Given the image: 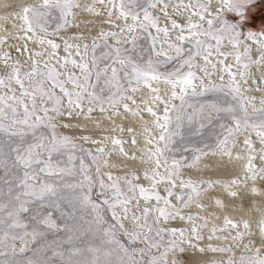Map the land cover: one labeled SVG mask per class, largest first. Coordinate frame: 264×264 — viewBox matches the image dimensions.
<instances>
[{
    "label": "rangeland",
    "instance_id": "obj_1",
    "mask_svg": "<svg viewBox=\"0 0 264 264\" xmlns=\"http://www.w3.org/2000/svg\"><path fill=\"white\" fill-rule=\"evenodd\" d=\"M116 2L120 13L134 17L138 24L108 31L87 45L81 55V76L70 79L73 97L54 70H32L26 84L15 86L14 92L0 87V264H195L188 261L167 222L187 209L190 223L200 219L194 234L197 241L190 240L196 252L203 232L216 235L225 230L210 226L219 219L222 203L214 195L216 181L202 161L231 147L248 131L264 136V108L253 113L248 107L237 85L242 76L235 87L191 86L204 76V58L213 50L210 37L219 39L218 52L235 43L226 53H239L243 60L241 43L249 49L254 42L264 45V17L252 18L259 8L264 10V0H226L225 7L216 9L204 0L193 6L212 19L194 26L191 32L200 36L198 40L182 41L176 33L170 34L168 39L178 44L172 54L158 45L156 34L146 26L158 16L156 0ZM92 5L85 0H45L43 7L26 13L27 23L37 35L63 40L72 15ZM107 5L111 3L100 4ZM208 11L211 16H206ZM173 79L191 91L182 86L183 93L169 105L160 136V164L150 175L132 168L121 173L110 169L106 158L80 138L78 123L71 118L58 122L72 98L81 111L94 114L122 97H132L140 83ZM10 96L22 105L13 106ZM120 146L126 153L122 140ZM261 157L264 163V154ZM249 167L254 170L256 192L264 195L259 184L264 168L258 170L255 163ZM106 168L115 174L108 185ZM263 206L264 202L259 206L262 212ZM133 211L144 217L141 230L119 223ZM244 222L227 229L235 233L237 242L249 233ZM261 231L264 235V218ZM181 236L189 238L185 231ZM12 240L28 247L17 248ZM238 245L224 246L225 259L213 258L210 264H264V255L254 257L253 243L239 251Z\"/></svg>",
    "mask_w": 264,
    "mask_h": 264
},
{
    "label": "bare ground",
    "instance_id": "obj_2",
    "mask_svg": "<svg viewBox=\"0 0 264 264\" xmlns=\"http://www.w3.org/2000/svg\"><path fill=\"white\" fill-rule=\"evenodd\" d=\"M85 1L94 5L85 10L81 9L79 14L72 15L71 24L66 31L67 35L60 40L35 34L27 23L26 13L30 9L43 7L45 0H0V87L6 86L10 92H14L15 86L22 87L26 84L32 70L36 69L35 72L54 70L65 81L68 93L73 97L74 81L70 79L81 76L84 63L81 61V55H84L83 52L87 45L92 43L94 38H100L108 31H119L137 23L134 17L120 13L116 4L117 0ZM203 1L162 0L160 2L156 0L154 11L158 13V16L154 22H147L146 26L152 30L153 34H156L158 45L166 53L172 54L178 45L176 41L168 39L170 34L176 33L182 41H189L191 37L195 40L200 38L191 31L195 25L199 26L203 23L206 17H203L202 13L195 10L193 6L200 5ZM104 2L111 3V6L101 7L100 4ZM205 2L212 9L225 7L227 4L226 0H205ZM207 14L206 16H211L212 13L209 14L208 11ZM159 23L169 30L159 27ZM218 40L216 37H210L209 42L213 50L211 56L207 55L204 58V76L199 81L197 79L193 81L191 87L199 89L209 83L235 87L236 82L242 76V80L237 85L249 104L248 107L253 113H258L264 108V45L254 42L252 49H249L246 42L241 43L239 48L244 53L243 60L239 53L236 55L226 53L236 47L235 43L224 46L221 52L216 51ZM59 53L60 56H58ZM210 61L213 63L212 67ZM245 63L248 64V66L246 64L247 72L242 70ZM177 82L173 79L140 83V87L136 89L132 97H122L115 105L105 108L104 111L96 110L94 114L81 111L73 103L72 98L65 107L67 112L64 118L58 122L71 118V121L78 123L81 128L76 127V130L82 133L80 138L87 141L93 150L106 158L110 169L115 168L121 173L132 168L138 174L149 173L150 175L158 169L160 164L159 145L162 142H160V136L168 120L169 105L183 93V88L188 92L191 91L187 85L184 86ZM8 99L13 106H20L23 103L18 98L13 100L12 96ZM121 140L125 144L126 153L121 149ZM236 142L231 147L221 149L202 161L207 167L206 173L216 181L214 195L216 198L221 197L218 199L222 203L219 219L210 226L215 225L218 229L225 230L216 235L203 232V240H198L200 242L198 252H196L190 246L192 245L190 240L197 241L194 239V234L199 227L200 219L190 223L191 221L185 218L191 212L187 209L184 215L182 214L183 216L174 217L167 222L174 238L183 246L182 250H185L186 258L195 264H204L203 261L210 264L213 263V258L224 260L226 257L224 246L226 249L227 246L234 248L236 244L239 245L235 249L239 251L240 248L253 243L254 257L257 259L264 255V235L261 231L264 206L263 212L259 210L260 204L264 202V195L256 192L253 184L255 179L253 180L252 177L254 170L249 169L253 163L257 165L258 170L263 169L261 165L264 163L261 156L264 154V136L256 131H248ZM109 168L105 171L107 185L115 176L114 173L108 171ZM236 179L240 181V185L246 182L247 188H235ZM259 184L264 189V177ZM163 190H160L162 194L158 193L165 196L166 193ZM142 221L144 217L138 211H133L128 217L123 215L119 223L124 228L138 231L143 228ZM238 222H244L249 226V233L244 235L238 241L239 243L235 233L227 230L233 228V224ZM181 231H185L189 238L183 239ZM12 243L17 248L26 249L28 247L18 240H12ZM215 247L218 249L215 250Z\"/></svg>",
    "mask_w": 264,
    "mask_h": 264
},
{
    "label": "crops",
    "instance_id": "obj_3",
    "mask_svg": "<svg viewBox=\"0 0 264 264\" xmlns=\"http://www.w3.org/2000/svg\"><path fill=\"white\" fill-rule=\"evenodd\" d=\"M263 12H264L263 8H259L258 9V14H256V16H253L252 18L260 19V17H264Z\"/></svg>",
    "mask_w": 264,
    "mask_h": 264
},
{
    "label": "flooded vegetation",
    "instance_id": "obj_4",
    "mask_svg": "<svg viewBox=\"0 0 264 264\" xmlns=\"http://www.w3.org/2000/svg\"><path fill=\"white\" fill-rule=\"evenodd\" d=\"M211 19H212V18H208V17H206V19H204L202 22L205 23L207 20H211ZM262 168H264V167H262ZM245 184H247V183L245 182L244 185L242 184V186L234 185V187H235V188H241V187H243V188H247L248 184H247V186H246Z\"/></svg>",
    "mask_w": 264,
    "mask_h": 264
}]
</instances>
